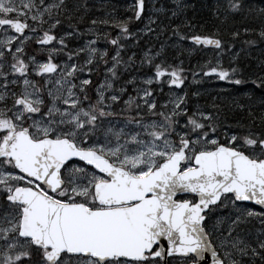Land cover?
<instances>
[{
  "label": "rangeland",
  "instance_id": "1",
  "mask_svg": "<svg viewBox=\"0 0 264 264\" xmlns=\"http://www.w3.org/2000/svg\"><path fill=\"white\" fill-rule=\"evenodd\" d=\"M66 0H0V15L19 18L29 23V30L24 36L14 33L9 27L0 34V79L8 84H19L21 93L32 101L36 108H42L39 114H27L20 106L13 108V116L19 128L27 122L34 138L44 136L69 137L79 146L95 149L108 156L114 163L124 166L135 175H145L160 162L169 158L178 150L180 141H191L188 159L184 169L193 166V158L199 151L211 150L219 143V137L213 133L195 131L198 123L212 118L198 101L193 103L189 111L186 98V87L173 77L160 79L156 85V75L147 72V66L153 62H163L164 52L170 45L166 38H161L165 31L164 16L180 10L188 0H145L144 15L136 27L120 29L116 34L107 32L94 25L80 29H61L56 31L57 22L47 18L53 8L59 7ZM82 12L90 9L99 19L121 17L126 24L129 14L136 11L135 0H83L76 2ZM122 14V15H120ZM131 17V18H132ZM48 22V24H45ZM55 34L56 39L50 45H38L40 56L33 55L24 61L18 52L30 41H37L47 34ZM147 37L158 40L156 49L151 46L140 51L137 63L144 67L145 73H129L130 84L118 85V70L129 72L133 62L129 64H108L105 69L98 68L99 60L104 57L128 59L135 61L136 41ZM204 46L195 42H179L176 47H188L195 50ZM131 49L128 52V49ZM11 50L10 56L5 50ZM207 55L213 50L203 48ZM170 51V50H169ZM108 54V55H107ZM12 58L13 60H10ZM58 64L55 73L45 74L36 80L33 75L44 67L48 60ZM118 62V61H116ZM173 63V60H168ZM182 62V61H179ZM7 68V71H6ZM147 70V71H146ZM96 71V72H95ZM92 82L99 81L96 92L101 107L107 117H100L92 112V105L85 101V86L94 73ZM90 83V84H91ZM130 85V86H128ZM216 86L211 79L204 78L195 96L211 91ZM14 90L13 87H10ZM137 102L134 104V96ZM46 93V96L44 95ZM10 93H7L9 96ZM3 94L0 93V97ZM159 99L162 118H151L145 121H132L116 116L117 109L133 108L152 110ZM113 105L114 112L106 107ZM45 107V109L43 108ZM125 109L124 113H129ZM191 114L187 117L186 113ZM115 115V116H114ZM9 128V118H0V132ZM239 145H237V148ZM251 157L255 158L252 154ZM77 191L75 194L88 193L92 183L99 178L94 169L86 165L71 164L66 169ZM27 179L7 160L0 159V191L16 186L31 185ZM219 215L212 214L218 221L215 228L217 247L226 255L232 251H260L264 253V211H252L245 205L235 202L231 197L224 199L219 206ZM217 211V210H216ZM247 213V216L245 214ZM257 218L258 225L248 228L246 217L251 214ZM22 210L19 205L7 204L0 209V262L6 257L17 254L20 248L31 244L30 240L18 234ZM215 215V216H214ZM40 264H47L42 262ZM63 264V262H60Z\"/></svg>",
  "mask_w": 264,
  "mask_h": 264
},
{
  "label": "water",
  "instance_id": "2",
  "mask_svg": "<svg viewBox=\"0 0 264 264\" xmlns=\"http://www.w3.org/2000/svg\"><path fill=\"white\" fill-rule=\"evenodd\" d=\"M136 6L138 21L144 14L145 1L136 0ZM3 27H10L22 36L28 23L0 16V32ZM54 38L48 35L39 42L50 44ZM191 40L209 46L220 42L213 36H194ZM56 70L57 65L50 61L39 70V75ZM17 103L27 113L38 112L23 97ZM260 145L264 151V138ZM189 146L190 140H185L179 150L149 174L135 176L95 149L79 147L67 137L34 139L28 128L16 130L11 120L10 131L0 143V158L11 159L26 177L57 191L64 185L61 170L77 159L110 178L95 185L99 203L138 201L123 208L90 209L83 203H60L32 186H18L7 196V201L22 206L20 237L30 239L36 247L50 248L44 254L50 263L58 261L65 251L101 260L113 256L136 257L135 253L144 251L157 235L163 237L157 242L167 253H179L185 246L190 249L206 246L218 254L202 227L203 213L210 205L220 202L224 194H232L237 201L264 210V158L253 159L244 151L219 144L211 150L197 152L194 166L183 170ZM149 194L152 196L145 198ZM178 195H195L198 199L190 204V201H176ZM194 235L201 236L191 238Z\"/></svg>",
  "mask_w": 264,
  "mask_h": 264
},
{
  "label": "trees",
  "instance_id": "3",
  "mask_svg": "<svg viewBox=\"0 0 264 264\" xmlns=\"http://www.w3.org/2000/svg\"><path fill=\"white\" fill-rule=\"evenodd\" d=\"M83 0H66L59 7L53 8L47 15L54 19L56 31L63 28L76 30L94 25L104 27L107 32H115L121 17L99 19L98 11L90 13V9L82 12L76 2ZM98 12V13H97ZM132 27L137 23L131 18ZM163 22L166 38L171 46L164 52L163 62H153L147 66V72L155 74L156 85L160 79L173 77L180 80L186 87V98L189 111L193 103L198 101L212 115L204 123L195 128L199 133H213L219 137V143H226L252 154L255 158L263 156L259 142L264 138V0H188L177 12L164 16ZM48 24V22H45ZM213 36L220 40L216 47L198 46L195 50L188 47H176L179 42L189 43L194 36ZM158 40L143 37L136 41V46L146 45L156 49ZM203 48L213 50L207 55ZM170 50V51H169ZM10 56L11 50H6ZM38 52L34 41H30L18 52L24 61ZM13 60L12 58H10ZM173 60V63H168ZM129 72L118 70V85L130 84L128 74H143L144 67L137 63ZM182 61V62H179ZM99 68H103L100 65ZM36 77V76H35ZM204 78H209L216 86L213 90L195 96L194 93ZM98 81L86 85L85 101L92 105V112L100 117H107L96 97L95 85ZM130 86V85H128ZM13 87L14 90H11ZM0 118H13L15 98L21 94L19 84H7L0 79ZM7 93H10L9 96ZM46 96V93L44 94ZM134 96V104L137 98ZM117 109L119 118L134 122L149 118H162L159 99L152 110L145 108L137 111V107ZM127 109L129 113H124ZM186 113L188 117L191 113ZM115 116V115H114ZM7 129L0 132V141L6 136ZM8 202L6 192L0 191V209ZM46 249L32 244L20 248L19 253L5 258L0 264H37L44 261Z\"/></svg>",
  "mask_w": 264,
  "mask_h": 264
},
{
  "label": "flooded vegetation",
  "instance_id": "4",
  "mask_svg": "<svg viewBox=\"0 0 264 264\" xmlns=\"http://www.w3.org/2000/svg\"><path fill=\"white\" fill-rule=\"evenodd\" d=\"M128 19L131 20L133 13H128ZM132 23L127 22L126 24H119V26H116L117 29H127L131 28ZM108 55V54H107ZM112 55H110L108 58L106 57L105 61L107 64H129L133 62L134 60H128V59H113L111 58ZM100 61V60H99ZM98 61V62H99ZM118 61V62H116ZM99 98V96H98ZM101 102V101H100ZM44 107V106H43ZM111 112H114V106L110 105V107H106ZM116 111V109H115ZM24 125H27L23 123ZM81 164L82 162H79L77 160L71 161L67 163V165L62 170V177L64 179V185L63 187L59 188L57 191L53 192L52 194L56 195L57 197L63 199L66 203H79L83 202L90 208H123L130 205H136L138 201H135L133 203L129 204H114V205H101L98 202L97 195L95 193L94 186L99 181H109L110 178L103 173L96 172L99 176L97 181L92 183V188L88 193L85 194H75L77 191L75 190L71 178L66 174V169H68L71 164ZM152 195L149 194L145 198H150ZM231 197L235 202L245 205L248 208H251L252 211H258L259 208H257L255 205L246 203V202H238L236 198L231 195L227 194L224 195L220 201V203L211 205L210 208L204 213V218L202 220V227L205 231V233L208 235L210 243L215 247V249L218 251V254H215L212 251H209L206 246L203 248L197 247L196 249H190L189 246H185L182 248V250L179 253H167L166 251L162 250V245L157 242L158 240L162 239V236H155L152 239L154 240L153 243H148L146 245V249L144 251L135 253L136 257H119V256H113L108 259L101 260L99 258L93 257V256H84V255H69L67 253H63L62 257L54 264H60V262H63V264H264V253L260 251H232L228 252V255H226L223 251H221L216 244L215 241V228L218 221L212 217V214L219 215V206L222 205V202L224 199ZM102 200H109L105 197L101 198ZM176 201H186L189 200L191 203H194L197 201V197L195 195H178L174 198ZM217 210V211H216ZM251 215L246 217V219H243L244 221L247 220L248 222V228L252 229L253 227H256L258 225L257 218H255V215L250 213ZM214 215V216H215ZM247 216V213L245 214ZM201 235H194L191 236V238L197 239ZM208 247V245H207Z\"/></svg>",
  "mask_w": 264,
  "mask_h": 264
},
{
  "label": "bare ground",
  "instance_id": "5",
  "mask_svg": "<svg viewBox=\"0 0 264 264\" xmlns=\"http://www.w3.org/2000/svg\"><path fill=\"white\" fill-rule=\"evenodd\" d=\"M97 1H98V0H97ZM136 8H137V6H136ZM120 15H122V14H120ZM132 24H133V23H132ZM219 41H220V40H219ZM147 47H148V46H146V45H141V48L138 47L137 49H133V51H136L135 59L139 57V54H138V53H139L140 51L146 49ZM130 50H131V49L129 48L127 53H129ZM57 69H58V67H57ZM95 72H96V71H95ZM95 72L90 74V80L87 82L86 85H88V84L91 83V81H92V77H93V75L95 74Z\"/></svg>",
  "mask_w": 264,
  "mask_h": 264
}]
</instances>
